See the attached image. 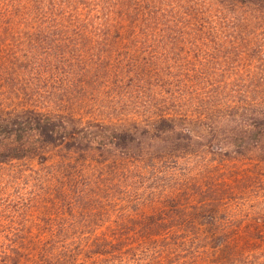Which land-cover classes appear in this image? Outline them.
<instances>
[{"label": "rangeland", "instance_id": "374dc122", "mask_svg": "<svg viewBox=\"0 0 264 264\" xmlns=\"http://www.w3.org/2000/svg\"><path fill=\"white\" fill-rule=\"evenodd\" d=\"M25 1L79 23L34 16L10 32L0 113L36 107L93 131L185 114L211 140L0 160V264H264V0ZM63 155H89L83 178ZM211 194L216 223L182 221L179 197Z\"/></svg>", "mask_w": 264, "mask_h": 264}, {"label": "trees", "instance_id": "16d2710c", "mask_svg": "<svg viewBox=\"0 0 264 264\" xmlns=\"http://www.w3.org/2000/svg\"><path fill=\"white\" fill-rule=\"evenodd\" d=\"M14 4H18L22 9H19L18 5ZM29 6H31L30 3H27L25 0H19L18 2L0 0V52H2L0 55V65H4V58H7L4 55L3 44L8 39L7 37L11 35L10 32L18 24L19 26H32L34 16L36 17L34 25H36L37 29L69 26L79 23L77 16L68 13L63 15L52 13L46 9L47 7H42L41 9L38 7L40 13L39 15H35L32 9L28 8ZM16 7L17 9H15ZM197 125L198 120L191 118L189 115L176 116L165 114L155 119H148V121L142 124H108L107 128L109 130L102 128L100 131H93V125L81 123L77 117H66L63 114L47 112L36 107H27L0 113V150L5 154L0 155V160L26 156L21 155V151L36 154L49 146L66 149L69 153H79L84 149V145L89 146L88 148L91 150L95 148L103 150L113 149L114 146L110 144L116 143L115 141L120 139L124 140L125 143L122 146L129 152L137 150L140 146L143 147V144L145 146L146 143L144 142L147 139L150 140L147 143L155 145L159 142V144L170 143L178 146L180 144H189V147H192L194 143H198L201 139L211 140V137H209L210 133L196 132L195 127ZM263 125L255 123L253 127L259 128L262 131H253L254 134L262 136L264 133ZM236 139L239 140V138H234L235 143H239ZM63 156L69 159L61 163L62 172L67 174L68 178H83L86 168L80 160L81 158L82 160L83 158L85 159V156L89 155H83V157L80 155ZM96 156L93 155V158L98 157ZM125 157L135 158V155H126ZM209 196L206 199H202L200 203L198 201L194 202L188 208V204L190 205L193 201L184 202L186 197L183 199L179 197L180 204L178 205L176 202L175 206L178 208L176 212L179 217H183L182 221L192 224L216 223L219 219L218 214L221 212V207L217 205L221 197L217 194ZM208 208L212 209L208 213H205V209ZM197 218H200L201 221H197ZM156 224L159 225L160 221L159 223L157 221ZM21 242H23L22 239L12 240L4 252L5 256H11V252L17 253L21 251ZM75 264H86V262L79 261L78 259Z\"/></svg>", "mask_w": 264, "mask_h": 264}]
</instances>
